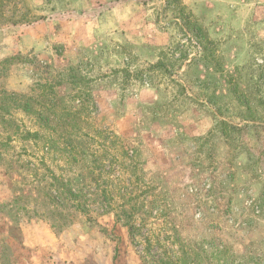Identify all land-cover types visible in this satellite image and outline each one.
<instances>
[{
	"label": "rangeland",
	"instance_id": "374dc122",
	"mask_svg": "<svg viewBox=\"0 0 264 264\" xmlns=\"http://www.w3.org/2000/svg\"><path fill=\"white\" fill-rule=\"evenodd\" d=\"M170 263L264 264V0H0V264Z\"/></svg>",
	"mask_w": 264,
	"mask_h": 264
},
{
	"label": "trees",
	"instance_id": "16d2710c",
	"mask_svg": "<svg viewBox=\"0 0 264 264\" xmlns=\"http://www.w3.org/2000/svg\"><path fill=\"white\" fill-rule=\"evenodd\" d=\"M96 174H99L97 172L96 168H93L89 172V175L91 176V180L94 183H96V180H95ZM60 186H61L62 190H64V193H66L68 195V198L65 197V199L71 203V209H74L75 211H78L81 213L88 211L87 205L93 201L92 198L94 196H97L96 193L92 192V187L88 184V180L86 177L83 178L80 182H76V183H73V181L71 179L65 180L64 182L60 183ZM98 197L102 199L104 204L107 202H110L109 201L110 198L107 195L106 190H102V195H99ZM58 198H60V197L55 196V199L53 198V202L58 203L57 202ZM170 264H172V263H170Z\"/></svg>",
	"mask_w": 264,
	"mask_h": 264
}]
</instances>
